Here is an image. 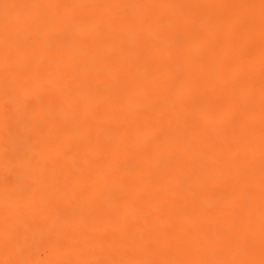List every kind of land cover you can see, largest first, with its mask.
<instances>
[{"label": "bare ground", "instance_id": "1", "mask_svg": "<svg viewBox=\"0 0 264 264\" xmlns=\"http://www.w3.org/2000/svg\"><path fill=\"white\" fill-rule=\"evenodd\" d=\"M0 264H264V0H0Z\"/></svg>", "mask_w": 264, "mask_h": 264}]
</instances>
